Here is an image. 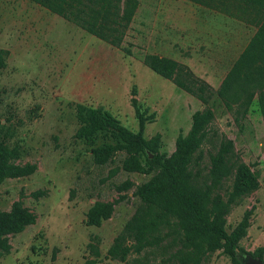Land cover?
Instances as JSON below:
<instances>
[{"label": "rangeland", "instance_id": "1", "mask_svg": "<svg viewBox=\"0 0 264 264\" xmlns=\"http://www.w3.org/2000/svg\"><path fill=\"white\" fill-rule=\"evenodd\" d=\"M138 1L122 45L130 49L127 55L29 0H0V49L8 52L0 70V122L9 146L19 148L21 163L37 166L31 176L0 185V211L21 201L37 215L34 225L10 237L11 251L0 258V264H83L93 236L98 237V264H127L109 260L106 251L136 211V187L151 180L159 169L127 173L119 169L120 156L106 165H95L90 146L75 138L79 127L75 105L108 111L137 133L135 98L145 119L143 137L149 141L158 134L157 154L168 158L175 151L177 136L189 131L192 115L204 106L144 66L143 56L172 58L216 90L255 30L235 17L188 0ZM214 111L201 148L203 162L207 164L208 153L216 151L212 143L226 138L232 141L236 158L258 175V189L226 216L230 230L250 211L248 233L264 203L260 193L264 190V117L253 107L236 125L219 102ZM148 153L151 159L155 155ZM125 182L133 186L118 191ZM223 185L221 194L231 189L232 179ZM37 190H47V196L30 197ZM97 201L118 202L111 218L99 227H88L85 214ZM239 247L251 254L263 250L259 260L264 263L262 233L256 239L246 234ZM155 261L149 257V264ZM204 264L232 261L219 250Z\"/></svg>", "mask_w": 264, "mask_h": 264}, {"label": "trees", "instance_id": "2", "mask_svg": "<svg viewBox=\"0 0 264 264\" xmlns=\"http://www.w3.org/2000/svg\"><path fill=\"white\" fill-rule=\"evenodd\" d=\"M29 1L131 55L130 49L122 45L139 7L138 0ZM188 1L235 17L255 30L216 90L173 59L150 53L143 56L144 66L204 106L192 115L189 131L177 136L170 157L157 154L158 134L149 141L143 137L145 119L135 98L132 105L139 122L137 133L125 128L108 111L75 105L79 123L75 138L90 146L95 165H106L120 156L119 169L124 172L146 174L152 167L159 169L151 180L136 187L133 196L139 203L107 249L109 260L149 264L152 257L153 261L158 260L151 264H204L219 250L230 257L232 264H245V256L261 259L263 250L251 254L239 247L250 225V211L244 213L236 226L226 228L231 208L258 189V175L236 158L233 143L226 138L212 143L216 151L208 153L207 164L202 160L201 148L215 118L216 102L231 114L236 125L253 107L264 117V0ZM7 55L6 50L0 49V70L6 65ZM4 127L0 122V185L8 179L29 177L37 170L35 164L21 163L20 150L9 146ZM148 152L155 154L152 159ZM142 156L146 157L145 162ZM226 179H232L231 189L221 194ZM132 186L125 182L118 191ZM47 193L37 190L30 197L38 200ZM116 202H95L85 214V225L99 227L111 218ZM36 220V213L21 201L14 202L8 211H0V258L11 251L10 237L34 225ZM86 248L88 255L83 264H98L101 255L98 237H91Z\"/></svg>", "mask_w": 264, "mask_h": 264}, {"label": "crops", "instance_id": "3", "mask_svg": "<svg viewBox=\"0 0 264 264\" xmlns=\"http://www.w3.org/2000/svg\"><path fill=\"white\" fill-rule=\"evenodd\" d=\"M192 3V2H191ZM193 4V3H192ZM196 5V4H194ZM196 6H199V7H202L200 5H196ZM204 9L206 10H210L208 8H205L203 7ZM137 13V12H136ZM135 18V17H134ZM244 24V23H243ZM245 26H247L246 24H244ZM248 42V41H247ZM247 45V43L245 44V46ZM245 46L243 47V49L245 48ZM242 49V50H243ZM242 50L237 54L236 58L233 60V62L229 65L228 69H226V72L224 74V76L226 75V73L228 72V70L230 69L231 65L234 63V61L237 59V57L239 56V54L242 52ZM157 55V54H156ZM162 57H165V56H162ZM169 58V57H167ZM172 59V58H170ZM174 60V59H173ZM176 61V60H175ZM177 62V61H176ZM224 77H222L221 81L223 80ZM221 83V82H220ZM220 85V84H219ZM219 87V86H218ZM263 188L260 189V193L261 195H264L263 194ZM264 202V198L263 200H261V203ZM257 222L255 223H252V226L251 228L248 230V233H247V236L248 237H251L252 239H256V237L262 233L264 235V203L261 204V206L258 208L257 210ZM262 228V229H260Z\"/></svg>", "mask_w": 264, "mask_h": 264}, {"label": "water", "instance_id": "4", "mask_svg": "<svg viewBox=\"0 0 264 264\" xmlns=\"http://www.w3.org/2000/svg\"><path fill=\"white\" fill-rule=\"evenodd\" d=\"M151 158V156H149ZM245 264H264L263 261L259 260V259H255L252 257H248L246 259V263Z\"/></svg>", "mask_w": 264, "mask_h": 264}]
</instances>
